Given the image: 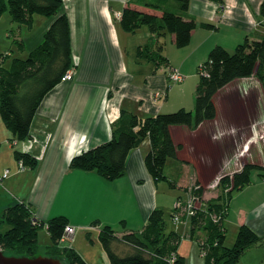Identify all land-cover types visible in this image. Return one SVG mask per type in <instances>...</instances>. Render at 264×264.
I'll list each match as a JSON object with an SVG mask.
<instances>
[{
	"label": "crops",
	"instance_id": "crops-1",
	"mask_svg": "<svg viewBox=\"0 0 264 264\" xmlns=\"http://www.w3.org/2000/svg\"><path fill=\"white\" fill-rule=\"evenodd\" d=\"M262 2L191 0L183 15L195 19L199 26L185 47H177L174 34L160 37L166 57L160 62L137 54L139 47L155 39L149 27L130 32L123 28L121 18L129 5L159 16L161 11L133 0H63L71 28V68L75 74L43 98L28 138L16 139L0 114V197L4 199L0 212L20 201L44 222L64 215L70 225L76 226V233L62 238L59 247L75 249L87 264H112L100 238L104 226L113 228L117 239L112 247L124 256L134 249L120 238L141 232L152 211L160 208L165 211L169 229L182 235L177 254L189 264H205L201 245L207 239L204 226L191 237L189 217H182L173 226L167 212L172 220L178 198L187 200L196 182L202 187V208L206 209L207 201L222 190L221 177L241 171L247 163L264 166V137H260L264 134V89L255 74L235 79L215 94L214 119L196 129L171 126L173 141L180 148L165 167L169 180H163V184L154 180L145 164L152 148L149 137L130 152L125 174L113 180L94 170L73 168L71 161L81 152L109 141L123 110L142 118L179 108L194 110L199 83L192 89L193 82L185 75L181 82L172 81L171 68L191 76L190 65L201 66L215 46L233 52L247 37H263ZM53 20L35 14L29 26L15 21L7 11L0 18V42L13 35L27 57L43 41ZM202 22L214 27H205ZM16 149L30 152L37 165L21 169ZM7 169L11 172L4 177ZM243 224L264 236V179L258 171L252 182L235 191L229 201L223 221L226 246L231 247L230 234V243L235 242ZM38 237L43 246L53 245L47 224L39 229ZM238 264H264V241L248 248Z\"/></svg>",
	"mask_w": 264,
	"mask_h": 264
},
{
	"label": "trees",
	"instance_id": "trees-1",
	"mask_svg": "<svg viewBox=\"0 0 264 264\" xmlns=\"http://www.w3.org/2000/svg\"><path fill=\"white\" fill-rule=\"evenodd\" d=\"M133 2L162 12L159 16L130 5L124 9L121 24L125 30L135 32L148 26L155 35L153 42L139 47V58L165 62L164 42H159V38L166 33L175 35L177 47L190 44L192 32L199 26L195 19H186L183 15L189 10L191 0ZM260 10L264 16V0ZM7 11L15 21L29 26L33 25L35 14L54 18L43 41L26 58L14 57L6 67L5 56L0 55V114L14 137L24 140L31 136L32 123L43 98L73 66L71 28L63 10V0H0V18ZM201 25L214 27L208 22ZM254 74L264 89V36L260 39L247 37L233 52L222 45L215 46L200 66L194 110L179 108L144 118L123 110L113 126L111 139L74 156L71 167L94 170L107 179H116L125 174L130 152L149 137L152 148L145 157L147 169L155 181L169 180L165 167L170 159L177 157L180 148L173 141L171 126L186 125L196 129L204 121L214 119L217 115L215 94L231 81ZM15 156L31 167L38 163L30 152L16 149ZM255 171L264 179V166L255 163H247L241 171L221 177L219 185L224 192L208 200L206 209L197 208L190 217L191 237L201 225L207 231V239L201 243L205 264H238L248 248L264 241V236L243 224L234 245H225L223 221L228 214L229 201L235 191L252 182ZM193 194L201 197L202 187L193 190ZM214 215L218 217L216 221ZM5 224L9 227L3 231ZM45 224L53 240V245L49 246L50 255L61 257L67 264H87L75 249L58 245L69 224L66 216L44 222L35 218L31 208L20 201L6 207L0 215V247L7 253L36 256L40 246L39 229ZM114 232L106 225L100 233L112 264H189L184 256L177 254L182 235L169 229L163 209L152 211L141 232L127 233L120 238L133 247L130 254L121 256L113 249L112 244L117 239Z\"/></svg>",
	"mask_w": 264,
	"mask_h": 264
},
{
	"label": "rangeland",
	"instance_id": "rangeland-1",
	"mask_svg": "<svg viewBox=\"0 0 264 264\" xmlns=\"http://www.w3.org/2000/svg\"><path fill=\"white\" fill-rule=\"evenodd\" d=\"M182 50H187V49H182ZM183 52V51H182ZM0 55H3L5 56V60H4V66L6 67H9L11 65V62L13 60L14 57H26L25 54L21 53L20 52V49H19V45L17 44V42L15 41V37L13 35H9V37H6V39H4V41L0 42ZM186 55H187V52H186ZM183 57V56H182ZM181 72V71H180ZM182 73V72H181ZM183 74V73H182ZM183 75L187 76L186 79L187 81H192L193 82V85H192V89H194V87H196L195 85H197L199 83V80H200V64H197L196 66L193 64V65H190V75L187 74V73H184ZM257 134V131L256 133ZM260 137H264V134H262ZM25 152H28V151H25ZM21 161V160H19ZM161 183L163 184V181H161ZM201 185H199L197 182L194 183L191 188H190V194H189V197L192 198L193 195L196 196V199H195V202H194V208L197 209L199 208L198 204L201 202L202 204V197H200L199 195L197 194H191V191L192 190H196L197 191V188L200 187ZM229 189L227 188L226 191H228ZM224 190L220 191V193H223ZM188 197V198H189ZM182 199V200H181ZM4 199L2 197H0V206H1V202L3 201ZM178 200L180 202H182L183 204H185L186 202H184V199L183 198H178ZM186 201V200H185ZM188 201V200H187ZM203 207V204L200 206V208ZM174 214L172 216V220L169 218L170 215H169V212H167V217H168V221L170 223V225H175L176 223H180V222H176L174 221V216H175V213H180V214H183L184 212H186V209H179L177 208V202L175 204V208H174ZM178 209V211H177ZM176 213V214H177ZM1 214V212H0ZM193 216V215H192ZM183 218L184 217H188L186 216V213L183 214L182 216ZM190 219V217H189ZM67 225H70V224H67ZM66 225V226H67ZM73 226V225H71ZM9 226L7 224L3 225L2 226V230H6ZM76 227V226H75ZM43 227H40V230H42ZM65 236V235H64ZM63 238H70V237H64ZM231 234L229 235V240H228V245L229 246H233L234 245V240L232 241L233 243H230L231 242ZM237 237V236H236ZM236 240V239H235ZM42 241V240H41ZM40 241V246H39V250H38V253L39 254H42V255H48L50 253V248L47 246H43L42 242ZM9 254H13L12 252H8Z\"/></svg>",
	"mask_w": 264,
	"mask_h": 264
},
{
	"label": "built area",
	"instance_id": "built-area-1",
	"mask_svg": "<svg viewBox=\"0 0 264 264\" xmlns=\"http://www.w3.org/2000/svg\"><path fill=\"white\" fill-rule=\"evenodd\" d=\"M74 74H75V69L74 68H71L69 69L65 76L63 77V80H72L73 77H74ZM169 77L172 81H175V82H181L184 80V75L177 69V68H171L170 70V73H169ZM19 164H20V168L21 169H25L26 168V165L24 164L23 160L19 161ZM10 170L7 169L4 173V177L5 176H8L10 174ZM199 188V187H198ZM191 194L193 195V190L191 191ZM195 199H196V196L193 195L192 198H188L186 201L184 200V202H186L185 204H183L182 202H180L179 200L177 201V208L179 209H186V216L188 217H191L192 215L195 214L196 212V209L194 208V202H195ZM178 211V209H177ZM177 213V212H176ZM175 213V216H174V221L175 222H179L182 220V216L183 214H180V213ZM215 219V221L218 219V217L216 215H214L213 217ZM76 233V227L75 226H71V225H67L65 227V233H64V237H71L72 235H74ZM204 253V252H203ZM205 255V253H204ZM175 258H172V261H174Z\"/></svg>",
	"mask_w": 264,
	"mask_h": 264
},
{
	"label": "water",
	"instance_id": "water-1",
	"mask_svg": "<svg viewBox=\"0 0 264 264\" xmlns=\"http://www.w3.org/2000/svg\"><path fill=\"white\" fill-rule=\"evenodd\" d=\"M0 264H67L64 259L59 256L42 255L36 256L16 255L5 252L0 247Z\"/></svg>",
	"mask_w": 264,
	"mask_h": 264
}]
</instances>
